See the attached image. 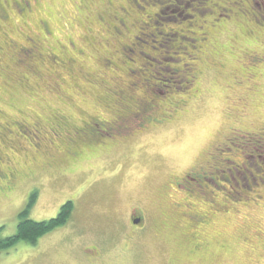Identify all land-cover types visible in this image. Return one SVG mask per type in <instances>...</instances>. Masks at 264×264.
Returning <instances> with one entry per match:
<instances>
[{"label":"rangeland","instance_id":"374dc122","mask_svg":"<svg viewBox=\"0 0 264 264\" xmlns=\"http://www.w3.org/2000/svg\"><path fill=\"white\" fill-rule=\"evenodd\" d=\"M27 1L24 8L0 0V171L14 173L12 190L0 189L1 235L17 231L34 193L29 217L37 221L78 195L79 227L20 241L0 251V264H264V7L253 0ZM29 39L36 47L21 58ZM143 97L156 120L141 126L142 116L129 117L136 134L114 135L77 160L62 157L69 142L55 149L45 138L51 129L71 132L124 115ZM49 153L63 165L49 168ZM205 160L220 169L207 174L213 182L188 187L191 209L207 215L194 231L168 194ZM137 204L152 220L165 212L168 223L151 225L139 248L123 252L112 243L124 234L116 238L91 210L114 221ZM105 241L112 248L101 257H83L82 246Z\"/></svg>","mask_w":264,"mask_h":264},{"label":"flooded vegetation","instance_id":"af4514ba","mask_svg":"<svg viewBox=\"0 0 264 264\" xmlns=\"http://www.w3.org/2000/svg\"><path fill=\"white\" fill-rule=\"evenodd\" d=\"M15 3L21 5L22 3L28 7V1L27 0H14ZM254 4H256L257 7L263 6L264 7V0H253ZM4 3V2H3ZM0 2V13H4V7ZM4 10V11H3ZM1 16V15H0ZM223 16V14L219 15ZM225 17L228 16V14H224ZM122 23V21L120 22ZM123 24V23H122ZM29 44L34 43L33 40L29 39ZM36 47V46H35ZM22 49V47H21ZM123 91V90H122ZM152 100L148 97H143L141 99H138L135 101V112L130 110L129 108H126V112L124 115L121 116H115L114 118L110 120H105L101 118H93L90 119L87 122H84L82 125L78 126L77 128L73 129V131H67V130H58V128L51 129V132H49L50 136H45V138L49 141V143L53 146L55 149H58V146H61L60 142L64 141L67 143L69 142L68 148L64 149L63 151V158L65 160L68 158L69 160H77L81 157V153L84 152V150H87L88 148H97L96 144H101L99 147H105L104 145H107L109 142H105L106 139H112L114 135H121L125 138H128L132 136L135 130L139 129H133L132 126L134 124L128 125L126 122L129 120L130 117H140L141 118V126L145 125V121L147 120H156V118H152V116L149 114V111L146 110L151 107ZM126 115V116H125ZM132 115V116H131ZM127 120V121H126ZM17 127L22 128H29L27 124H20L18 122L15 123ZM33 128V127H32ZM31 129V128H29ZM58 130V131H57ZM23 131V129H21ZM10 132H12L10 130ZM43 138V137H42ZM58 140V141H57ZM56 143V144H55ZM86 146V148H84ZM65 147V146H64ZM90 149V150H91ZM211 155V153H209ZM48 160H47V166L49 168L57 167L58 165H63L59 162H65L64 160H60L59 156L54 153L48 154ZM57 160H60L59 162ZM57 162V163H56ZM209 163V164H208ZM205 165V166H204ZM204 165H199L195 169H190L189 171L185 172L179 179H176L175 184V192L174 195H169L170 197V203L172 205L173 210L177 213V217L179 220H182L185 222L188 227L196 231V228H199L200 225L204 224L206 221L207 215H200L199 213L195 212L194 209L191 207L196 204L193 202H190V197H194V193L188 189L189 186H191L194 183L199 182H213L214 179L212 177H208L207 174L214 175L220 168L213 166L209 160H205ZM212 169V170H211ZM6 172V171H5ZM3 171H0V181L2 182V185L0 186V189L5 193L9 190H12L13 188V172L12 173H5ZM224 172V171H223ZM255 180V179H254ZM187 186L185 189V199L178 198L180 193L183 192V185ZM4 185V186H3ZM160 196L166 195L165 189L159 191ZM36 196V195H35ZM73 199L67 200L66 202L72 203V215L69 219V221L62 226L63 228L69 227L72 228V230H76L79 225H77V220L74 219L77 216V209H78V202L79 196L73 195L70 196ZM65 202V203H66ZM81 202V201H80ZM210 203H212L210 201ZM192 205V206H191ZM217 205V204H216ZM190 207V208H189ZM60 211V210H59ZM92 213H94L98 220L103 222L105 225H108L111 227L112 232H115V237L117 238L118 235L123 233L122 235L124 240H120L117 242H113L112 244L120 249L123 252L134 250L136 248L140 247V243L138 242V238L143 237L148 229H150V226H157L160 227L167 222L165 218V212L160 211L158 213L159 218H155L152 220V216L150 215V210L141 204L133 205L127 208L126 212L118 213L116 215V218L114 221L110 219L109 215H103L99 214L98 212H95L91 210ZM59 213V212H58ZM113 222L114 224H112ZM117 235V236H116ZM192 237V236H191ZM121 238V237H119ZM106 243V241H105ZM112 244H103L100 245L99 243H93L91 246H82L81 247V253L83 257H86L87 259H97L101 257L102 253L104 252L103 249L108 250L109 248H112ZM107 245H109L107 247ZM113 246V247H114Z\"/></svg>","mask_w":264,"mask_h":264},{"label":"trees","instance_id":"16d2710c","mask_svg":"<svg viewBox=\"0 0 264 264\" xmlns=\"http://www.w3.org/2000/svg\"><path fill=\"white\" fill-rule=\"evenodd\" d=\"M22 7H27L24 4H21ZM0 13V15H2ZM36 45L28 44L20 50L21 58H24V49L30 48L34 49ZM23 52V53H22ZM26 55V53H25ZM22 60V59H21ZM176 72H178L176 70ZM35 193L30 197L29 204L27 207L22 210L19 214L20 221L18 224L17 231L11 235L2 236L1 232L3 231V226L0 227V251L9 249L16 245L20 241L28 242L31 244H36L41 237L56 230L59 227L64 226L70 219L72 215V203H64L59 213L50 219L37 221L29 217L31 204L34 202Z\"/></svg>","mask_w":264,"mask_h":264}]
</instances>
